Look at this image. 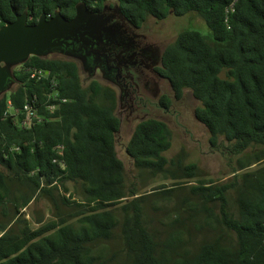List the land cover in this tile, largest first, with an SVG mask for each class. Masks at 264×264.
<instances>
[{
  "label": "trees",
  "instance_id": "obj_1",
  "mask_svg": "<svg viewBox=\"0 0 264 264\" xmlns=\"http://www.w3.org/2000/svg\"><path fill=\"white\" fill-rule=\"evenodd\" d=\"M109 1L138 23L202 21L207 34L186 29L168 45L164 73L177 98L198 101L209 143L236 166L214 180L184 152L167 158L171 130L149 119L126 144V169L114 90L84 85L73 61L30 57L0 97V264H264V0H0V27L13 9L35 24ZM26 102L41 119L30 127L19 125ZM39 201L47 215L34 227L25 210Z\"/></svg>",
  "mask_w": 264,
  "mask_h": 264
},
{
  "label": "flooded vegetation",
  "instance_id": "obj_2",
  "mask_svg": "<svg viewBox=\"0 0 264 264\" xmlns=\"http://www.w3.org/2000/svg\"><path fill=\"white\" fill-rule=\"evenodd\" d=\"M116 5L109 1L101 9L86 7L91 14L101 16L102 26L108 30L107 37L101 42L90 39L86 48L76 52L85 57L82 64L78 58L55 57L75 62L80 76L87 75L88 82L96 80L114 90L119 133L122 122L129 126H137L149 119L165 122L157 113L170 114L173 104L182 102L189 91H184L182 97L177 98L170 79L164 73L163 57L168 46L157 39L160 32L151 31L148 26L149 19L155 22L164 19L149 18L138 23L126 17ZM74 16L75 13L70 19L64 18L71 20ZM79 47L80 44L75 43L67 50Z\"/></svg>",
  "mask_w": 264,
  "mask_h": 264
},
{
  "label": "water",
  "instance_id": "obj_3",
  "mask_svg": "<svg viewBox=\"0 0 264 264\" xmlns=\"http://www.w3.org/2000/svg\"><path fill=\"white\" fill-rule=\"evenodd\" d=\"M12 12L15 20L0 27V97L14 89L18 83L14 69L30 57L78 58L82 64L85 57L76 52L86 48L90 39L101 42L107 37L108 29L103 28L101 16L91 14L83 3L76 5L71 20H66L58 10L52 17L42 14L35 24H28L26 12ZM75 43L80 47L67 50Z\"/></svg>",
  "mask_w": 264,
  "mask_h": 264
},
{
  "label": "rangeland",
  "instance_id": "obj_4",
  "mask_svg": "<svg viewBox=\"0 0 264 264\" xmlns=\"http://www.w3.org/2000/svg\"><path fill=\"white\" fill-rule=\"evenodd\" d=\"M148 26L151 31L160 32L156 37L162 41L164 46L170 45L177 35L186 29L196 28L207 34V29L204 28L202 21L195 16L175 17L170 15L159 22L149 19ZM50 58L56 57L51 56ZM88 79L87 75H81V81L84 85L87 84ZM198 106V101L191 93L186 92L182 102L173 104L170 114L157 113L158 116L165 120L172 133L171 146L166 151L165 156L171 158L184 152L187 163L197 164L199 168L208 174V177L214 180H226L228 178L226 175L236 166V159L227 158L226 155L216 151L211 146L209 133L194 116V110ZM135 126H129L122 122L120 132L116 135V154L126 169L131 167V161L126 152V144ZM47 209L46 202H36V204L30 205L25 210L26 218L36 227L37 225L34 222L36 213L41 212L47 215Z\"/></svg>",
  "mask_w": 264,
  "mask_h": 264
},
{
  "label": "built area",
  "instance_id": "obj_5",
  "mask_svg": "<svg viewBox=\"0 0 264 264\" xmlns=\"http://www.w3.org/2000/svg\"><path fill=\"white\" fill-rule=\"evenodd\" d=\"M27 72L29 73V77L31 79H41L45 76L48 75V72L47 71H44V70H40V69H32V68H29L27 69ZM63 102H65V100H62ZM8 106L9 108L11 107V103L10 101H8ZM50 111L53 110V106H50L48 107ZM21 115H22V118H21V121L19 122V125L22 126V127H30L32 126L33 124L35 123H38L41 121L40 117L37 116L36 112H37V109L35 108L34 105H32L31 103L29 102H26L22 109L20 111H18ZM55 150L57 151V154L59 156L62 155V152H63V146L61 145H58L55 147ZM54 162L58 163V159H55ZM60 164L63 165V162L60 161ZM1 236V234H0Z\"/></svg>",
  "mask_w": 264,
  "mask_h": 264
}]
</instances>
